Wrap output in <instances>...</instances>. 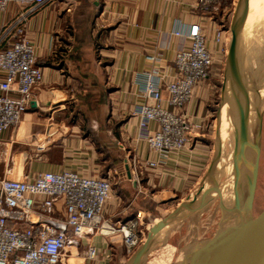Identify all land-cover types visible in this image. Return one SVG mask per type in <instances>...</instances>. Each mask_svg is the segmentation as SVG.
<instances>
[{
    "label": "crops",
    "instance_id": "obj_1",
    "mask_svg": "<svg viewBox=\"0 0 264 264\" xmlns=\"http://www.w3.org/2000/svg\"><path fill=\"white\" fill-rule=\"evenodd\" d=\"M227 2L222 1L220 12L213 17L200 10L194 0H50L33 12L28 18L26 33L35 47L44 81L35 89L21 122L9 127L0 137V178L11 157L30 179L43 171L71 170L87 176L102 175L101 171L97 173L99 156L94 148L105 159L103 149L111 145L105 143L107 140H95L99 142L97 146L89 142L87 135L80 131L79 123L71 120L73 114L68 116L67 106L76 85L93 84L102 87L100 93L104 98L103 108L98 107L95 116L90 117L95 136L98 138L101 130L107 137L115 132L113 141H118L119 148L122 146L135 153L129 164L131 178L127 160L123 162V171H115L119 174V186L105 205V217L113 223L126 222L141 211L145 221V215L148 217L152 209V198L161 206L175 198L173 194L162 196L167 192L180 198L185 196L196 183L191 174L203 170L207 152L197 145L166 157L151 152L147 142L138 137L139 116L135 113L146 101L139 95L138 75L152 67L172 75L175 71L172 62L179 49L189 47L184 35L194 23L202 25L210 49H216L214 31L220 19L214 18L223 16L230 8ZM29 7L13 1L6 11L0 10L1 48L12 44L14 35L7 33V29L21 10ZM69 18L72 19L71 34L66 39L62 26ZM176 31L183 35H176ZM152 54L157 55L159 61L150 62L147 56ZM205 80L199 82L196 97L188 106V114L196 126L194 142L204 137L201 133L204 106L209 99V85ZM163 95L166 106L172 109L167 101L168 91L164 90ZM112 121H116L115 127ZM156 127L155 123L151 124L152 129ZM46 140L49 141L47 151L36 153V145ZM150 159L159 161L156 168L147 166ZM144 186L150 189L152 197L136 194ZM57 208L59 216L64 217L61 198ZM34 218L39 220L37 214ZM111 241L98 236L89 241L83 239L75 253L90 243L99 250V264H107V257L112 253L115 259H122L120 253L115 255L116 250H111ZM69 256L68 262L72 257Z\"/></svg>",
    "mask_w": 264,
    "mask_h": 264
},
{
    "label": "built area",
    "instance_id": "obj_2",
    "mask_svg": "<svg viewBox=\"0 0 264 264\" xmlns=\"http://www.w3.org/2000/svg\"><path fill=\"white\" fill-rule=\"evenodd\" d=\"M13 1L30 7L21 10L7 29V33L14 35L12 44L0 47V137L9 127L21 122L35 89L44 81V71L27 36L26 24L29 16L50 0H0V10L6 11ZM194 2L198 8L213 14L220 8V0ZM221 27L214 34V40L220 44L224 33ZM175 34L183 35L180 31ZM184 37L189 47L177 51L172 75L158 67L138 75L139 95L146 100L135 113L139 116L138 137L159 157L179 153L188 146L196 128L188 106L198 83L208 78L214 61L201 24H192ZM147 59L152 63L159 61L155 54ZM164 90L169 93L167 101L172 109L166 106ZM152 123L156 124L155 129L151 128ZM48 142L38 143L36 153L46 152ZM158 164L156 159L147 160L149 167L156 168ZM112 189L108 177L87 176L71 170L43 171L30 179L11 157L0 178V264H66L68 254L75 255L86 237L115 232L123 234L125 245L131 250L139 244L136 225L144 216L139 211L136 218L116 223L106 218L104 209ZM142 192L149 190L141 187L139 193ZM59 198L64 203V217L59 216ZM83 254L84 260L95 261L99 250L89 243Z\"/></svg>",
    "mask_w": 264,
    "mask_h": 264
},
{
    "label": "rangeland",
    "instance_id": "obj_3",
    "mask_svg": "<svg viewBox=\"0 0 264 264\" xmlns=\"http://www.w3.org/2000/svg\"><path fill=\"white\" fill-rule=\"evenodd\" d=\"M222 1L223 0H220V8L216 13L220 12L222 8ZM253 2L255 7H252L253 17L250 29L249 26H247L248 31H242L239 37L237 59L240 81L238 83L232 76L228 56L230 43L232 40V26L236 21L239 20L243 9L241 0H228L227 3L230 4V8H228L227 11L222 14L223 16L216 15V18H214L220 19V23L218 24L217 28L220 29L222 26L221 29L224 30V33L221 44L214 40L216 49H211L213 52L214 61L210 69V74L205 80L209 85V99L204 106V123L201 129V133L204 135V137L194 142L192 141L194 136L193 133L188 146L184 149H193L192 146L197 145L200 148H204V150L207 152L206 164L204 165L203 170L198 174H191L192 180L196 182L194 187H192V190L187 192V194L182 198H180V196L178 197L173 192H167V194H163L162 196L164 197H169L173 194L175 198L161 206L153 201L152 198L150 201L152 204H150V206L153 210L151 209L149 211L150 215H148V217L145 215V221L142 220L141 223L136 225V231L140 234V241L139 244L134 246L131 250H129V248L125 245L123 234L121 232H115L106 235L98 234L86 237L85 240L87 241L95 236L100 238L106 237L107 239L112 240L111 246L113 248L111 250H116L115 255L116 252L120 253L122 259H115V256L113 255L114 253H112L110 258L109 256L107 257V264H130L134 253L143 244L152 226L156 224L161 218L174 213L177 207L187 202L188 196L195 194L201 184H207L209 190L213 188L211 187L213 184H218L220 189L221 185H224L225 189L231 185V175L234 167L235 152L239 142L237 129L239 128L240 115L237 114L238 104L236 100L239 99L242 106L244 103L247 104L249 109L251 101L255 104L257 103V99L253 98L255 91L257 92V90L264 87V0H253ZM202 11L208 13L212 17L215 15L205 10ZM70 20L72 19L69 18L65 20L62 26L66 33V39H68V34H71ZM85 26L87 27V23ZM57 38L59 40V34L57 35ZM96 72H98V69H96ZM229 82H231L232 93L229 94V97H227L228 95L226 90ZM198 86L199 83L195 89V93L191 102H193L196 97ZM75 87L76 88L71 91V95H73V97L70 99L67 105L69 112L68 116L73 114V116H71V120L73 122L77 121L79 123L80 131L87 135L86 137L88 141L93 143V145L97 146L99 144V142H94L95 140H102V142L107 140L105 143L111 145L109 148L103 149L105 152L103 157H105V159L101 158L102 155L99 153L97 148L94 149L97 151V156H99L97 157L99 170L97 173L101 171V176L109 178L112 183L113 189L111 194L113 196V194L116 193L114 190H116L119 186L117 183L119 174L115 173V171H123L124 160H127L129 165L130 160L134 159L135 153L131 152L129 149L123 148L122 146L119 148L118 141H113L115 132L112 134V136L107 137L104 135L103 130H101L98 138L95 136V127L92 125V118L90 117L95 116L96 113L94 112L99 109L98 107L102 109L104 106V98L102 93H100L102 92V87L93 84H86L84 86L76 85ZM239 90L241 92L240 98H238ZM250 96H252V98H250ZM226 101L228 102L224 106L226 107V111L224 112L222 138L221 110L223 108L224 102ZM258 104L260 110L259 126L260 121H262L261 134L257 137V132L259 129L258 127L253 128L252 139H255V141L259 143L261 147V155L255 200L253 208L249 212L252 215H256L264 208V97L258 100ZM257 115L258 113H254L255 121L257 120L258 122ZM115 122L116 121H112L111 123L114 127ZM249 149L250 152H247V156L243 155L241 158V163L243 164L240 163V165L243 166H241L243 168V172L241 173L245 180L248 179L252 173L253 154L255 153L252 148ZM109 171H111L110 174ZM236 176H238V173ZM245 187L246 186H244V198L248 194L247 188ZM145 188L148 189V187ZM136 194L139 197H145V194L151 196L152 192L149 191L147 193H139V191H137ZM207 195H210V198H207ZM207 195L204 196V192H201V194L197 193V198L190 206V208L193 210H189V212L186 211L189 213L188 215L183 217L179 216V219L174 220V222L168 225L163 230V232H161V234L155 237L151 248L144 256L141 264H178L185 257V255L191 251L196 243L211 237L217 231L225 210L220 204L219 193H216V190H210ZM237 219L238 217L236 218L235 213L229 215L227 214L224 217L225 223L235 222ZM87 246H83V248L79 250V253L72 255L69 262L66 260V264H99L97 261L98 258L95 261L84 260L83 252ZM157 258L159 259L157 260ZM156 261L160 262L157 263Z\"/></svg>",
    "mask_w": 264,
    "mask_h": 264
},
{
    "label": "water",
    "instance_id": "obj_4",
    "mask_svg": "<svg viewBox=\"0 0 264 264\" xmlns=\"http://www.w3.org/2000/svg\"><path fill=\"white\" fill-rule=\"evenodd\" d=\"M242 12L238 21L232 26V40L229 48V63L232 72V76L237 81L239 80L237 69V48L239 36L242 31L243 25L247 19L249 13V0H241ZM237 99V98H236ZM237 104L240 112V128L238 131V145L235 153V167L237 173H239V161L243 157V149L246 145H249L248 138V110H245L237 99ZM248 109V107H247ZM262 121H260L259 135L261 134ZM240 145V148L238 147ZM256 150V159L253 166L252 177H249L248 181V194L245 205L240 206L239 194L236 192L235 205L232 207L224 206L222 198L220 199L221 206L226 212L223 213L222 220L219 223L217 231L209 238L202 240L191 249V251L185 255V257L178 264H264V208L256 215L250 214V210L253 208L256 189L259 176V165L261 147L258 142L252 144ZM128 176L131 178V170L127 164ZM207 184H201L197 193L204 192V196L210 190H216L220 197V186L213 184L212 189H207ZM189 195L187 202L177 207L174 213L169 216L161 218L150 229L147 238L143 244L137 249L133 255V259L130 264H141L144 256L151 248L156 235L165 228L167 224L172 220L179 219V216L183 217L188 215L193 201L197 198V193ZM187 211V212H186ZM238 214V219L231 223H225L224 217L227 214Z\"/></svg>",
    "mask_w": 264,
    "mask_h": 264
},
{
    "label": "bare ground",
    "instance_id": "obj_5",
    "mask_svg": "<svg viewBox=\"0 0 264 264\" xmlns=\"http://www.w3.org/2000/svg\"><path fill=\"white\" fill-rule=\"evenodd\" d=\"M252 7H255V5H254V2H253V0H249V13H248V16H247V19H246V21H245V24L243 25V28H242V31H248V27L247 26H249V29H250V25H251V21H252ZM241 31V32H242ZM240 37V36H239ZM244 41V40H243ZM238 43H239V41H238ZM237 53H238V48H237ZM238 56V55H237ZM237 69H238V59H237ZM239 70V69H238ZM232 73V72H231ZM238 75H239V72H238ZM243 91H245V90H243ZM226 93H227V97H229V94H231L232 93V90H231V82H229V84H228V87H227V90H226ZM241 94V92H240V90H239V94H238V98H240V95ZM262 97H264V87L263 88H261V89H259V90H257V92L255 91V93H254V96H253V98L254 99H257V103L255 104L254 102H252L251 101V103H250V106H249V109H247V104H243V107H244V109L245 110H248V138H249V145H246L245 146V148L243 149V155L244 156H247V152L249 151L250 152V149L249 148H252L254 151H255V153L253 154V165H252V171H253V166H254V163H255V159H256V150H255V148L252 146V144H255L256 143V141H255V139L253 140L252 138V130H253V128H257L258 127V129H259V120H260V117H259V113H260V110H259V104H258V100H260V99H262ZM250 98H252V96H250ZM237 101V100H236ZM227 102L228 101H226V102H224V105H223V108H222V110H221V133H222V138H223V120H224V112L226 111V107H224L225 106V104H227ZM237 109H238V115H240V112H239V108L237 107ZM254 110H255V112H254ZM257 111V112H256ZM254 113H258V122H257V120L255 121V117H254ZM239 118H240V116H239ZM239 128H240V123H239ZM239 128L237 129L238 131H239ZM220 131V130H219ZM259 136V130H258V132H257V137ZM239 148H240V145L238 146ZM236 153V152H235ZM243 160V159H242ZM240 163H241V161L239 162V169H240V171H239V173H238V176H236L237 175V168L235 167V160H234V167H233V172H232V177H231V185L228 187V188H224V185H221V189H220V192H221V197H220V195H219V197H220V199L222 198V200H223V202H224V206L226 205L227 207H232V206H234L235 205V197H236V192H238V194H239V199H240V206H244L245 205V202H246V198H247V196H245V198L243 197V194H244V192H245V190H244V186H246L245 188H247V192H248V186H249V184H248V181H249V178L248 179H244L243 177H242V173L241 172H243V166L242 165H240ZM241 164H243V163H241ZM242 166V167H241ZM242 169V170H241ZM235 171H236V173H235ZM251 177H252V173H251V175H250ZM249 176V177H250ZM208 189V186L206 187V190ZM216 193H217V191H216ZM212 194V193H211ZM214 194V193H213ZM213 196V195H212ZM210 198V195H207V198ZM206 198V199H207ZM225 210V209H224ZM226 212V211H225ZM229 215V214H228ZM235 216V215H234ZM238 217V214H236V218ZM174 222V220H172V221H170V223L169 224H167L166 226H165V228L168 226V225H170L171 223H173ZM231 223H233V222H231ZM164 228V229H165ZM164 229H162L157 235H159V234H161V232H163V230ZM156 235V236H157ZM165 251V250H164ZM170 252H171V250H170ZM164 253V252H163ZM161 254V253H160ZM165 255V254H164ZM159 258H157V260H158ZM161 261H162V259H161ZM157 262V261H156ZM158 262H160V261H158ZM157 262V263H158ZM156 264V263H155ZM159 264H161V263H159Z\"/></svg>",
    "mask_w": 264,
    "mask_h": 264
},
{
    "label": "trees",
    "instance_id": "obj_6",
    "mask_svg": "<svg viewBox=\"0 0 264 264\" xmlns=\"http://www.w3.org/2000/svg\"><path fill=\"white\" fill-rule=\"evenodd\" d=\"M103 94V93H102ZM89 120V119H88Z\"/></svg>",
    "mask_w": 264,
    "mask_h": 264
}]
</instances>
